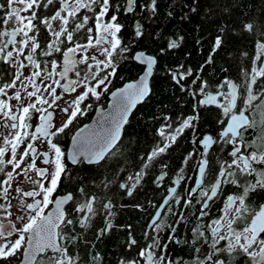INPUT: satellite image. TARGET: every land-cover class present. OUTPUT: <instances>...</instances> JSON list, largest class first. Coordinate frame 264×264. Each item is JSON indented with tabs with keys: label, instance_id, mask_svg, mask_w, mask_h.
<instances>
[{
	"label": "snow or ice",
	"instance_id": "snow-or-ice-1",
	"mask_svg": "<svg viewBox=\"0 0 264 264\" xmlns=\"http://www.w3.org/2000/svg\"><path fill=\"white\" fill-rule=\"evenodd\" d=\"M195 3L169 5L166 15L173 18L179 6L185 10L180 19H188ZM260 4L246 10L252 6L245 0H217L209 17L223 23L208 58L194 70L162 63L184 36L151 28L159 0H0V264H105L95 242L116 228L127 229L131 250L138 243L132 225L117 224L116 217L121 209L146 212L147 206L119 198L135 199L149 182L166 190L159 205L148 201L154 208L151 231L143 234L149 242L138 259L121 254L116 264H165L156 254L167 248L161 232L167 229L168 242L179 244L177 230L190 223L192 236L184 243L194 247L196 264H264V203L252 207L254 194L264 192V0ZM121 15L133 17L131 39ZM237 34L252 43L251 54L241 53L248 64L236 80L213 83L205 66ZM128 63L142 75L111 91L112 111L102 112L98 129L75 131L67 152L62 140L88 114L86 101L108 93ZM158 73L191 98V113L163 116L146 148L127 151L123 129L152 95ZM206 111L215 114L214 133L201 130ZM187 136L192 148L170 176L172 152ZM69 163L93 174L68 188ZM229 186L235 191L226 192ZM169 214L174 219L165 223Z\"/></svg>",
	"mask_w": 264,
	"mask_h": 264
},
{
	"label": "trees",
	"instance_id": "trees-1",
	"mask_svg": "<svg viewBox=\"0 0 264 264\" xmlns=\"http://www.w3.org/2000/svg\"><path fill=\"white\" fill-rule=\"evenodd\" d=\"M159 2L160 15L154 21H149L151 28L162 30L168 34L184 36L181 48L165 56L162 63L168 66L187 63L194 70L198 69L208 58L213 38L217 34V27L220 23H223L216 15L209 17V12L214 10L213 6L217 0H196V3L192 6H197V12L188 13V19L184 20L180 19L185 11L182 7L177 6L174 9L176 14L173 18H168L166 13L170 10L169 5H182L187 0H159ZM245 2L252 6L251 9L246 10H259L262 7L260 0H245ZM132 22L131 16H123L122 23L126 26L125 34L127 37H130L132 33ZM252 50L251 41L243 39L237 34L229 41L228 47L221 49L213 56L212 64L205 66L204 75L213 81L219 80L223 76L234 78L238 73L239 66L248 64L241 53L249 52L251 54ZM127 69L122 74L130 77L134 72L133 67L130 66ZM222 69H227V71H222ZM152 86V95L133 112L131 123L126 131V137L123 140L124 145H130L127 151H132L138 147L141 149L146 148L162 122L163 116L176 117L181 113H191L193 101L182 93L179 87L174 85L169 78L158 73L153 78ZM208 112L201 114L203 132L215 127V117ZM191 139V136H187L180 142L179 146L172 152L171 162H181L182 157L190 150ZM92 174L89 171H77L74 178L78 180ZM147 197H152V192H149L148 195H139L136 197V201H145ZM135 214L134 210L127 212L124 214L123 219L133 222ZM125 234L123 232L124 236ZM101 248L105 256L111 258L110 248L108 246H102Z\"/></svg>",
	"mask_w": 264,
	"mask_h": 264
},
{
	"label": "flooded vegetation",
	"instance_id": "flooded-vegetation-1",
	"mask_svg": "<svg viewBox=\"0 0 264 264\" xmlns=\"http://www.w3.org/2000/svg\"><path fill=\"white\" fill-rule=\"evenodd\" d=\"M121 2H122V0H121ZM122 19H123V15H121V17H120L121 23H122ZM132 19H133V17H132ZM132 24H133V22H132ZM125 37H126V39H131V36L127 37L126 34H125ZM242 65L246 66V64H242ZM242 65L239 66L237 75L232 79L236 80L238 78V76L240 74V68ZM130 66L133 67L134 72L132 73V75L130 77H126L122 73L125 69H127ZM141 74H142L141 69L134 63H128L126 65H122V67L118 71L117 79H115L113 81V86L110 88L109 92L105 93V95L102 96L99 100H96L95 98H90L88 101H86V103L91 104L92 107L88 110V114L86 116H81L78 118L77 121L74 122L75 128L73 129V131L69 132L66 137L63 138L62 147L67 152H69V149H70V146L72 143L71 138L75 134V131H78L83 126H86L89 123H91L93 118L95 117V114L98 111H103V110H106L108 108L109 102H110L111 91H115L116 89L124 86L126 83H128L132 80L138 79V77ZM224 77L225 76L221 77L219 80H216V81H213V80H211V81H213V83L218 84L221 80L224 79ZM139 105H141V104H139ZM139 105H137V107ZM136 108L133 110V112L136 110ZM133 112L129 116L128 124L125 125V127L123 129V134H122L123 140L126 137V131H127L129 124L131 123ZM208 113H210L213 117H215V114L213 111H209ZM204 114H205V112H204ZM217 127L218 126L215 124V127L213 129H210V130L205 131V132H213L214 133L216 131ZM201 130H203V129H201ZM191 148H192V145L190 147V150H191ZM169 163H170V169H171L170 176H173L175 174L177 168L179 167L180 163H173L171 161H169ZM68 168L70 170V173L72 174V179L70 181H65V184L68 186V188H71L77 182V180L74 178V174L77 171H88V170L85 168L84 165L73 166L70 163L68 164ZM192 183H193V181H191V180L188 181V186L191 187ZM25 187H28V185H25ZM65 190H67V189H65ZM232 191H235V189L232 188L231 186H229L226 189V192H232ZM149 192H152V197H150V198L147 197V199L145 201H136V198L132 199V198H127V197H123V198L118 197L121 200V203L145 204L147 206V211L141 212V211H139L133 207H128V208L121 209L118 212L115 223L123 224V225L131 224L132 225V235L135 237V239L137 240L138 243H137V245L133 246L131 248V250H129L127 248V241H128L127 229L126 228L123 230H121L119 228L114 229L110 234L102 237L99 241L95 242L96 249H98L103 254H104V251L101 248L102 246H108L110 248L111 258L106 257L105 264H116L117 260L121 256V254H123L125 257H127L129 259H132V258L138 259L139 257L137 256V253L139 252V250L141 248L145 247L147 245V243L149 242L144 238V235H143L145 230L147 229V225H148L149 220L152 218V216L154 214V208L148 204V201L151 200L156 205H159L161 200L163 199L164 195L166 194V190L157 188L155 185H153L151 182H149V183L145 184L144 190L141 191L139 193V195H143V194L148 195ZM254 197L255 198L252 200V207L255 208L256 205L264 203V192L254 194ZM220 206L221 205L218 202L213 207L211 215H213V216L219 215ZM133 210L136 213L134 215L135 216L134 221H133L134 223L131 221L123 219L124 214H126L127 212H131ZM193 211H195V209H193ZM188 216H189V219L194 221V217L192 216L191 213H188ZM173 219H174V217L171 214H169L165 218V223H170V222H172ZM205 219H207V217ZM191 228H192V224L190 223L187 225V227H185L184 225H181V227L177 230V236L180 237V239H181V243H179V244H177L175 242H168V231H167V229H165L164 231L161 232L160 243H161V245L167 244V248L163 251V253H160L159 251H157L156 254H157V256H160L163 261H165V264H196L195 257L197 254L194 252V247L191 244L184 243L185 240H189L192 236ZM147 230L149 232L151 231L150 229H147ZM123 232L126 233L125 236L123 235ZM85 235L88 236L89 240L92 239V236L90 234L85 233ZM141 264H144V262L141 261ZM158 264H160L159 261H158Z\"/></svg>",
	"mask_w": 264,
	"mask_h": 264
},
{
	"label": "water",
	"instance_id": "water-1",
	"mask_svg": "<svg viewBox=\"0 0 264 264\" xmlns=\"http://www.w3.org/2000/svg\"><path fill=\"white\" fill-rule=\"evenodd\" d=\"M142 75V74H141ZM123 87V86H122ZM134 110V109H133ZM112 111V97H111V94H110V102H109V106L106 110H103V111H98L96 114H95V117L93 118L92 122L89 123L88 125L86 126H83L82 128H91V129H98L100 127V125L98 124V121H101L102 120V112L103 113H108V112H111ZM133 112V111H132ZM71 149H72V143H71V146H70V149H69V153L71 152Z\"/></svg>",
	"mask_w": 264,
	"mask_h": 264
}]
</instances>
